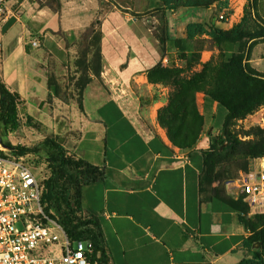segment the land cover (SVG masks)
I'll return each mask as SVG.
<instances>
[{"label":"crops","instance_id":"0c3cea01","mask_svg":"<svg viewBox=\"0 0 264 264\" xmlns=\"http://www.w3.org/2000/svg\"><path fill=\"white\" fill-rule=\"evenodd\" d=\"M110 1L113 9L100 23V77L129 83L136 72L150 68L161 55L155 26L148 23H156L162 6L159 0ZM6 9L0 26V39L5 42L4 49L0 47V81L24 100L29 94L25 45L47 30L54 31L58 19L46 11H35L27 1L9 0ZM212 9L165 11L164 28L171 39L184 38L186 26L207 22ZM106 21L111 29L105 37L102 28ZM145 34L153 38L157 58L149 55L151 39H134V35ZM21 48L24 60L17 66L12 56ZM120 53H125L126 59L116 62ZM91 97L96 103L89 107L94 139L102 144L94 155H88L92 159L77 148L75 154L98 167L101 176L82 187L80 207L83 216L96 218L109 263L238 264L244 257L242 240L249 233L229 204V199L236 201L242 196L237 185H228L225 191L202 186L200 151L175 148L162 135L139 130L111 91H93ZM89 100L85 95V112ZM202 110L204 115L209 111L211 118L220 111L208 100H203ZM253 214L250 208L248 216Z\"/></svg>","mask_w":264,"mask_h":264},{"label":"rangeland","instance_id":"374dc122","mask_svg":"<svg viewBox=\"0 0 264 264\" xmlns=\"http://www.w3.org/2000/svg\"><path fill=\"white\" fill-rule=\"evenodd\" d=\"M19 1H27L35 11H46L58 19L54 31L47 30L43 36H33L36 45L30 41L25 45L29 94L18 104L19 129L5 139L13 147H38L42 154L39 164L43 165L44 175L48 176L43 161L46 152L41 146L44 139H52L63 146L66 156L74 161L79 158L75 154L76 148L92 159L88 155H94L101 146L102 143L94 139L96 134L89 110L96 105L89 100L94 98L91 97L93 91H111L129 118L145 134L162 135L175 148L196 149L201 154L210 155V165L204 167V176L212 190H229L228 185L232 184L240 186L242 180L254 172L255 164L258 170L263 167L262 160L249 159L245 147L261 135L259 130H264V106L244 118L230 121L224 129L219 126L226 114L223 108L219 107L220 111L212 118L209 111L203 114V98L216 90L222 75V57L211 39L198 37L184 53L167 49L163 56L161 52L154 65L136 72L129 83H123L119 78L106 81L95 75L102 69L101 63L98 68L96 53L98 49L101 53V20L113 9L110 0ZM251 3L255 5L254 10L250 9ZM212 7L211 15L224 21L221 26L225 30L236 26L250 11L253 21L248 24L249 30H261L263 35L245 42L247 64L253 72L264 75V0H220ZM157 15L158 22L152 20L148 23L154 24L156 31L160 28ZM221 16L225 19H220ZM109 25L107 21L103 24L105 37L111 29ZM141 30L145 33L144 28ZM146 37L152 41L149 47L151 59L157 58L153 38L148 34L143 37L134 35L138 40ZM4 46V39H0L1 49ZM23 54V48L14 50L12 59L15 65L23 62ZM125 56L120 53L115 61L125 60ZM2 58L3 54L0 60ZM157 63L158 68L151 70ZM11 92L17 93L15 90ZM85 95L89 100L86 112ZM11 155L14 154L7 152L2 156ZM31 159L37 160V157L32 155ZM78 173H74L77 180L84 181V175L78 176ZM254 213L264 214V203L255 207Z\"/></svg>","mask_w":264,"mask_h":264},{"label":"trees","instance_id":"16d2710c","mask_svg":"<svg viewBox=\"0 0 264 264\" xmlns=\"http://www.w3.org/2000/svg\"><path fill=\"white\" fill-rule=\"evenodd\" d=\"M161 8H158L160 28H157L155 38L159 42L160 50L166 55V50L177 49L184 53L186 48L198 37H207L213 41L222 57V75L216 90L212 94L204 96L203 100L221 107L225 111L224 121L221 129L237 118H244L256 108L264 106V75L253 72L247 64V54L244 44L263 35L261 30H249V22L253 21L250 11L241 21L231 29L222 28L221 20L211 16L205 23H190L186 26L184 38L171 39L165 30L163 21L164 12H176L183 8L209 9L219 4L220 0H159ZM251 10L255 9L251 3ZM248 10V9H247ZM225 19V16L223 17ZM222 19V20H223ZM263 30V29H262ZM100 43V40H99ZM98 68L101 63V53H96ZM159 64L151 68L156 70ZM100 70L96 76H100ZM20 96L11 92L3 82L0 81V130L1 143L9 148L16 156L34 155L38 165L42 154L38 147L25 148L11 146L5 140L9 133H13L20 127L18 118V104ZM261 135L253 143L245 147L246 155L252 160H262L264 157V130H259ZM41 146L45 149L48 172L47 179L43 182L42 203L46 205V212L51 211L52 217L62 227L67 236L72 240H90L93 244V259L98 264H110L106 252L105 242L96 218L85 217L81 214L80 194L84 185L100 178L101 172L98 167L90 164L82 158L75 161L66 156L63 146L52 139H44ZM187 150V149H181ZM0 155H3L0 152ZM203 170L200 177L202 186L209 188L207 177L204 176V167H208L210 155L202 154ZM83 174L85 180L79 182L75 176ZM82 177V176H81ZM229 204L239 213V222L249 235L242 240L241 251L243 259L238 264H264V214L254 213L248 216L250 207L242 195L236 201L229 199ZM98 256V257H97Z\"/></svg>","mask_w":264,"mask_h":264},{"label":"built area","instance_id":"2783aa9c","mask_svg":"<svg viewBox=\"0 0 264 264\" xmlns=\"http://www.w3.org/2000/svg\"><path fill=\"white\" fill-rule=\"evenodd\" d=\"M8 2L0 0V26ZM0 152L11 150L1 148ZM31 157L0 155V264H98L92 242L72 241L53 213L46 212L42 192L47 176L43 165H35ZM262 161L261 170L255 164L254 172L235 187L253 209L264 203V158Z\"/></svg>","mask_w":264,"mask_h":264},{"label":"water","instance_id":"95a60500","mask_svg":"<svg viewBox=\"0 0 264 264\" xmlns=\"http://www.w3.org/2000/svg\"><path fill=\"white\" fill-rule=\"evenodd\" d=\"M0 145L3 147V148H5V149H9V148H6V147H4L3 145H2V143H1V139H0ZM10 150V149H9Z\"/></svg>","mask_w":264,"mask_h":264},{"label":"bare ground","instance_id":"6f19581e","mask_svg":"<svg viewBox=\"0 0 264 264\" xmlns=\"http://www.w3.org/2000/svg\"><path fill=\"white\" fill-rule=\"evenodd\" d=\"M1 146V145H0ZM1 149V148H0ZM261 170V169H260Z\"/></svg>","mask_w":264,"mask_h":264}]
</instances>
